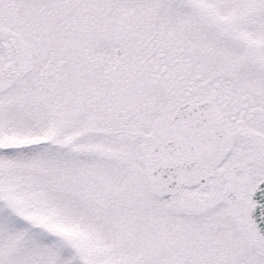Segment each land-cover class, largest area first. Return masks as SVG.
<instances>
[{
  "label": "snow or ice",
  "instance_id": "6c2138e0",
  "mask_svg": "<svg viewBox=\"0 0 264 264\" xmlns=\"http://www.w3.org/2000/svg\"><path fill=\"white\" fill-rule=\"evenodd\" d=\"M0 264H264V0H0Z\"/></svg>",
  "mask_w": 264,
  "mask_h": 264
}]
</instances>
